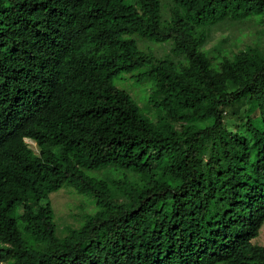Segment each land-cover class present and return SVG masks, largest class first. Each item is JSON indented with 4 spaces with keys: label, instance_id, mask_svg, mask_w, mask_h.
Segmentation results:
<instances>
[{
    "label": "trees",
    "instance_id": "obj_1",
    "mask_svg": "<svg viewBox=\"0 0 264 264\" xmlns=\"http://www.w3.org/2000/svg\"><path fill=\"white\" fill-rule=\"evenodd\" d=\"M140 70L154 120L113 85ZM63 188L89 210L62 233ZM263 224L264 0H0V264H264Z\"/></svg>",
    "mask_w": 264,
    "mask_h": 264
},
{
    "label": "rangeland",
    "instance_id": "obj_2",
    "mask_svg": "<svg viewBox=\"0 0 264 264\" xmlns=\"http://www.w3.org/2000/svg\"><path fill=\"white\" fill-rule=\"evenodd\" d=\"M260 30L261 26L253 20L225 21L210 28L202 49L207 52L212 62L218 63L222 57L231 59L234 53L244 50L246 46L254 45L255 42H259ZM140 41L148 40L143 39ZM148 43L152 47H157V43L155 42L148 41ZM140 47L143 49L145 44L143 45V42H140ZM141 72L140 70L139 72L134 71L129 74H121L113 80V85L133 95V99L138 104L141 113L150 120H154L156 114L148 107L151 82L141 78L137 79V76ZM229 89L232 90V87ZM226 113V123L239 124L240 122L236 121V118H242L243 116L253 117L257 112L256 109L250 111V108H246V104L243 101H239L234 108L226 109ZM232 113H235V115L233 116ZM28 145L37 153L38 150L35 144L28 142ZM112 174L113 172L108 170L94 172V176L97 177H107V175L112 176ZM50 202L56 215L55 219L59 231L62 233L66 227H78L79 223L83 220L84 212L87 213L89 210L81 198L69 188H63L51 194ZM254 242L259 245L264 244V224L258 238Z\"/></svg>",
    "mask_w": 264,
    "mask_h": 264
},
{
    "label": "clouds",
    "instance_id": "obj_3",
    "mask_svg": "<svg viewBox=\"0 0 264 264\" xmlns=\"http://www.w3.org/2000/svg\"><path fill=\"white\" fill-rule=\"evenodd\" d=\"M24 142L28 145V142H30V143H33V144H35V146L37 147V145H36V143L32 140V139H29V138H25L24 139ZM28 147H29V145H28ZM30 148V147H29ZM31 149V148H30ZM32 150V149H31ZM37 150H38V148H37ZM33 151V150H32ZM34 152V151H33ZM35 153V152H34ZM37 153H38V151H37ZM37 153H35V154H37Z\"/></svg>",
    "mask_w": 264,
    "mask_h": 264
}]
</instances>
